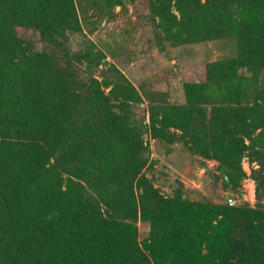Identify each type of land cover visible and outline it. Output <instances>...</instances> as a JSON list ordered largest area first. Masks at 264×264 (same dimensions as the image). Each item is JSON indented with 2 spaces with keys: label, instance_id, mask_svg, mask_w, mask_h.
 I'll use <instances>...</instances> for the list:
<instances>
[{
  "label": "trees",
  "instance_id": "trees-1",
  "mask_svg": "<svg viewBox=\"0 0 264 264\" xmlns=\"http://www.w3.org/2000/svg\"><path fill=\"white\" fill-rule=\"evenodd\" d=\"M81 1L110 15L135 0ZM148 1L155 49L235 44L204 81L182 83V102L140 94L112 65L95 78L105 54L66 46L81 33L73 0H0V264H264V0ZM144 136L213 162L211 179L235 194L246 158L254 206L192 200L178 181L164 195Z\"/></svg>",
  "mask_w": 264,
  "mask_h": 264
},
{
  "label": "rangeland",
  "instance_id": "rangeland-1",
  "mask_svg": "<svg viewBox=\"0 0 264 264\" xmlns=\"http://www.w3.org/2000/svg\"><path fill=\"white\" fill-rule=\"evenodd\" d=\"M78 16L81 33H69L66 46L71 54L84 52L86 46L92 44L94 50H100L106 56L98 68H92L95 78L102 80L110 77L109 65L142 94L139 89L144 85L147 89H157L168 94L171 102L184 101L182 83L205 80V64L225 59L234 54L235 44L225 39L203 41L199 43L168 46L163 44L159 49L152 46L154 36L153 24L148 14L149 1H127L123 7L116 6L114 13L108 14L103 9L95 11L81 0H73ZM175 12V9H173ZM18 32L24 39L33 37L32 30L19 27ZM39 45V44H38ZM86 64H76L83 74ZM110 89L107 88L108 91ZM143 96V95H142ZM144 98V97H143ZM133 106V117L136 122H148V102ZM148 143L146 154L148 162L155 163L153 169H147L146 175L153 177L154 186L164 195L172 192L176 182L183 185L184 192L192 200H210L225 202L235 200V204L245 201L254 206V182L250 178V168L246 158L242 160L245 177L241 181L240 194H235L216 184L211 179L214 172L213 162L191 155L182 144H174L170 149L164 143L144 136ZM206 164L201 165V162ZM219 172V171H218ZM138 240L148 235V224L141 220L136 222Z\"/></svg>",
  "mask_w": 264,
  "mask_h": 264
},
{
  "label": "water",
  "instance_id": "water-1",
  "mask_svg": "<svg viewBox=\"0 0 264 264\" xmlns=\"http://www.w3.org/2000/svg\"><path fill=\"white\" fill-rule=\"evenodd\" d=\"M228 168L226 166H222L219 169V174L224 178L225 181H227V174Z\"/></svg>",
  "mask_w": 264,
  "mask_h": 264
},
{
  "label": "built area",
  "instance_id": "built-area-1",
  "mask_svg": "<svg viewBox=\"0 0 264 264\" xmlns=\"http://www.w3.org/2000/svg\"><path fill=\"white\" fill-rule=\"evenodd\" d=\"M235 204V200H233L232 198L228 199V205H234Z\"/></svg>",
  "mask_w": 264,
  "mask_h": 264
}]
</instances>
